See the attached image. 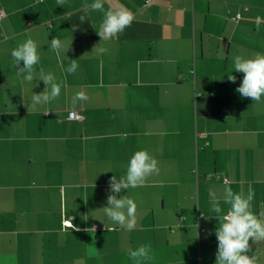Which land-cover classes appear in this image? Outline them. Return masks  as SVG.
I'll list each match as a JSON object with an SVG mask.
<instances>
[{
    "label": "crops",
    "instance_id": "crops-1",
    "mask_svg": "<svg viewBox=\"0 0 264 264\" xmlns=\"http://www.w3.org/2000/svg\"><path fill=\"white\" fill-rule=\"evenodd\" d=\"M93 2L0 0V264H136L128 252L140 245L152 256L140 264H215L213 194L226 212V188L251 190L253 213L264 211V96L242 98L243 74L232 72L234 57L264 54V0H105L134 20L101 42ZM28 38L36 71L63 82L34 110L45 85L17 75L11 56ZM99 43L103 55L92 52ZM78 92L88 99L73 105ZM138 150L158 172L120 193L137 205L129 231L99 209ZM249 244L264 264V241Z\"/></svg>",
    "mask_w": 264,
    "mask_h": 264
},
{
    "label": "clouds",
    "instance_id": "clouds-1",
    "mask_svg": "<svg viewBox=\"0 0 264 264\" xmlns=\"http://www.w3.org/2000/svg\"><path fill=\"white\" fill-rule=\"evenodd\" d=\"M64 3L65 0H57L58 6H63ZM104 3L105 0H94L90 5L93 10L103 13L99 30L96 31L100 37V42L117 38L125 28L131 26L134 20L133 13L123 6L109 8L105 11ZM79 20L83 23L85 16L81 15ZM50 48L52 51L59 52L63 48V43L54 37L50 41ZM93 51L103 55L108 50L100 46L99 43L93 47ZM11 56L15 61L17 75L27 73L23 79L29 83L33 81L34 75H38L39 81H42L45 85L41 93H32L31 103L27 105V108L34 110L38 105L48 103L59 96L63 82H58L51 72L45 73L43 68H40L38 72L36 71L40 56L35 41L28 38L18 44L11 51ZM21 61L23 67H20ZM77 61H68L67 67H65L66 73L72 74L77 70ZM232 72L243 74L242 81L235 91L242 98H250L252 101L259 102L261 97L264 96V54L255 53L248 58L243 56L234 57V70ZM227 78L232 83L236 82V77L231 74ZM87 99L86 93L78 92L73 97L72 103L75 105L78 100ZM155 172H158L156 159L147 150L135 151L128 160L125 175L119 179L113 175L109 179L107 206L99 210H102L113 223L126 227L129 231L133 230L137 223V205L133 199L127 195H120V193L130 187L142 186L146 178ZM252 195L251 190H249V195L246 196L243 191L234 192L230 187L226 188L224 202L229 207L226 212H223L219 206V200L213 194L212 211L217 214L215 218L217 226L214 233L217 240L215 264H260L257 253L252 252V254H249L251 252L249 241H264V211L259 216L253 213L251 209ZM72 219L65 221L71 229L74 228L71 222ZM75 230L79 231L80 229L75 228ZM86 231L89 233L94 232L95 226L86 229ZM150 253V246L140 245L134 250L130 249L128 256L136 264H140L141 261L152 259Z\"/></svg>",
    "mask_w": 264,
    "mask_h": 264
},
{
    "label": "built area",
    "instance_id": "built-area-1",
    "mask_svg": "<svg viewBox=\"0 0 264 264\" xmlns=\"http://www.w3.org/2000/svg\"><path fill=\"white\" fill-rule=\"evenodd\" d=\"M150 2V0H146V3H149ZM4 16H5V12H4V10L0 7V22H1V20L4 18ZM240 16L238 15V18H239ZM68 119L69 120H74V121H81L82 120V116H81V114H79L78 112H75V111H71V112H69V114H68ZM99 229L98 228H96L95 227V231L94 232H97Z\"/></svg>",
    "mask_w": 264,
    "mask_h": 264
},
{
    "label": "rangeland",
    "instance_id": "rangeland-1",
    "mask_svg": "<svg viewBox=\"0 0 264 264\" xmlns=\"http://www.w3.org/2000/svg\"><path fill=\"white\" fill-rule=\"evenodd\" d=\"M97 228V227H96ZM101 230H105V229H101Z\"/></svg>",
    "mask_w": 264,
    "mask_h": 264
},
{
    "label": "trees",
    "instance_id": "trees-1",
    "mask_svg": "<svg viewBox=\"0 0 264 264\" xmlns=\"http://www.w3.org/2000/svg\"><path fill=\"white\" fill-rule=\"evenodd\" d=\"M1 22H2V20H1ZM1 22H0V23H1Z\"/></svg>",
    "mask_w": 264,
    "mask_h": 264
}]
</instances>
